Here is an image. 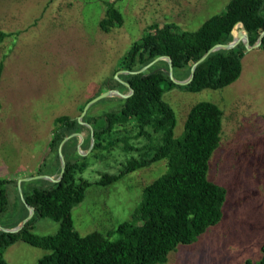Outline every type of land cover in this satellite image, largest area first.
<instances>
[{
    "label": "rangeland",
    "instance_id": "rangeland-1",
    "mask_svg": "<svg viewBox=\"0 0 264 264\" xmlns=\"http://www.w3.org/2000/svg\"><path fill=\"white\" fill-rule=\"evenodd\" d=\"M228 1L0 0V33L6 35H0V179L17 181V185L21 180L19 189L16 187L19 195L13 191L6 212L0 214V227H20L28 216V209L25 206L26 213L21 204L24 194L33 188L47 187L54 183L49 179L59 177L58 149L52 151L50 143L59 119L66 117L79 125L76 132L67 133L65 138H69L61 147V155L64 161L74 162L75 181L91 184L84 200L72 208L73 228L81 236L99 232L117 239V226L130 221L144 186L165 172L166 162L130 172L108 186L98 182L102 174L115 175L122 163L138 156L137 151L125 149L121 139L133 148H144L151 157L150 149L159 142V135L147 142L136 136L135 122H129L95 139L94 130L105 128L101 116L121 105L118 98H123L115 94L94 102L84 113L83 110L110 90L128 95L127 80L121 74L161 69L173 83L186 81L193 64L170 69L165 56H159L135 63V72L123 73L118 61L147 28L174 23L182 31H195L205 20L224 11ZM109 6L121 14V24L106 23L101 27ZM241 33L245 32L238 24L227 43ZM237 46L244 54L241 74L232 84L198 93L179 90L167 82L162 84V99L175 113L176 137L181 135L194 104L208 101L221 109V138L209 160L207 178L226 190V199L216 225L193 243L178 245L160 264H261L264 51L259 47L247 50V39L240 40ZM221 50L225 49L215 52ZM117 82L123 86L120 88ZM93 117H99L94 130L87 123ZM115 139L121 142L109 146ZM95 140L99 147L94 148ZM32 226L33 234L49 236L57 232L59 223L34 217ZM47 254L21 241L0 253L7 264H36Z\"/></svg>",
    "mask_w": 264,
    "mask_h": 264
},
{
    "label": "trees",
    "instance_id": "trees-1",
    "mask_svg": "<svg viewBox=\"0 0 264 264\" xmlns=\"http://www.w3.org/2000/svg\"><path fill=\"white\" fill-rule=\"evenodd\" d=\"M121 17L113 6H109L100 26L104 27L106 23L120 25ZM238 24L247 33L251 45L256 43L264 31V0H229L224 11L205 20L195 31H182L174 23H165L162 28L155 24L131 44L118 61L119 69L135 72V63L159 56H168L173 67L183 69L198 61L213 46L230 41ZM259 48L264 51V36ZM226 52L227 56L221 55ZM243 54L239 46L210 54L196 66L193 78L185 86L171 82L161 69L121 74L127 80L131 94L125 99L118 98L121 105L117 110L101 116L105 121L102 131L94 130L99 117L88 118L95 139L100 134L110 133L115 126L129 122H135L136 136L147 142L159 135V142L150 149L153 151L151 157L146 155L144 148H133L121 139L124 148L137 151L138 156L122 163L117 174H102L98 182L101 186H108L153 163L166 162L165 172L144 186L130 221L117 226V239L99 232L81 236L73 228L72 208L84 200L91 184L86 180L75 181V164L65 160L60 181L30 189L21 202L26 213L25 204L33 208V218H47L59 223L57 232L49 236L33 234L32 218L15 233L0 231V253L21 241L48 252L36 264H160L178 245L193 243L209 227L216 225L222 217L226 190L209 180L207 173L209 160L220 142L223 113L208 101L194 104L188 111L181 135L176 137L175 113L162 99V84L167 82L188 93L222 89L239 78ZM2 70L0 62V78ZM58 123L50 143L55 152L67 133L76 132L79 125L75 119L66 117L60 118ZM85 129L89 131L87 127ZM121 140H111L108 145ZM96 147L99 144L95 140ZM58 167L60 169L59 163ZM16 187L17 181L0 179V214L6 212L12 192H17ZM260 251V263L264 264V244ZM0 264H7L2 255Z\"/></svg>",
    "mask_w": 264,
    "mask_h": 264
},
{
    "label": "water",
    "instance_id": "water-1",
    "mask_svg": "<svg viewBox=\"0 0 264 264\" xmlns=\"http://www.w3.org/2000/svg\"><path fill=\"white\" fill-rule=\"evenodd\" d=\"M242 28V27H241ZM242 30H243V28H242ZM244 31V30H243ZM245 32V31H244ZM263 36H264V31L260 34V37H259V39L257 40V42L255 43V44H253V45H251V43H250V39L248 38V35H247V33L245 32V33H241V34H239L236 38H234V40L232 41V42H230V43H226V44H217V45H215V46H213L209 51H207L198 61H196L194 64H193V66H192V68H191V72H190V77L186 80V81H184V82H177V81H174V83L175 84H178V85H186L192 78H193V75H194V71H195V68H196V66L198 65V64H200L201 62H203L210 54H212V53H214L215 51H217V50H219V49H225V50H229V49H232V48H234L235 47V45L237 44V43H239L240 42V40H248V47L246 48L247 50H249V49H253V48H257V47H259V45H260V42H261V40H262V38H263ZM243 37H245L246 39H243ZM164 58H166L167 59V61H168V64H169V68L171 69L172 68V62H171V59L168 57V56H165ZM123 73H127V71H123ZM136 73H141V71H139V72H136ZM125 85L127 86V87H129L128 86V84L127 83H125ZM111 94H115V95H117V96H119L120 98H123V99H125V98H127L130 94H131V90H130V93L128 94V95H122L121 93H119L118 91H115V90H110V91H108L107 93H105V94H103V95H101L100 97H97V98H95V99H93L92 101H90L86 106H85V108H84V110H83V113L87 110V108L90 106V105H92L94 102H96V101H98V100H100V99H102V98H105V97H107V96H110ZM69 138V137H68ZM68 138H64L63 139V141L60 143V145H59V147H58V153H59V158H60V173H59V178H57V179H49L50 181H52V182H58V181H60V179H61V177L63 176V173H64V170H65V161H64V159H63V156L61 155V147H62V145L67 141V139ZM37 178H39V179H46V177H44V176H39V177H37ZM20 182H21V180H19L18 181V189H19V185H20ZM20 191V190H19ZM21 195V194H20ZM22 198V197H21ZM22 201H24V199L22 198ZM25 206H26V208L28 209V216L24 219V221L22 222V224H21V226L20 227H17V228H14V229H5V228H2V227H0V231H2V232H5V233H15V232H17L18 230H20L21 228H23V226L32 218V216H33V214H34V210H33V208H31L30 206H28L27 204H25Z\"/></svg>",
    "mask_w": 264,
    "mask_h": 264
},
{
    "label": "bare ground",
    "instance_id": "bare-ground-1",
    "mask_svg": "<svg viewBox=\"0 0 264 264\" xmlns=\"http://www.w3.org/2000/svg\"><path fill=\"white\" fill-rule=\"evenodd\" d=\"M243 39H246L245 37H243Z\"/></svg>",
    "mask_w": 264,
    "mask_h": 264
}]
</instances>
